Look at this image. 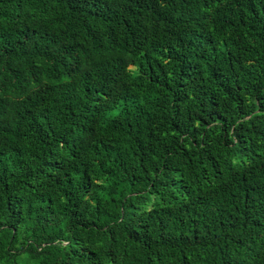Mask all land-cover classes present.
<instances>
[{
    "label": "trees",
    "instance_id": "16d2710c",
    "mask_svg": "<svg viewBox=\"0 0 264 264\" xmlns=\"http://www.w3.org/2000/svg\"><path fill=\"white\" fill-rule=\"evenodd\" d=\"M0 264H264V0H0Z\"/></svg>",
    "mask_w": 264,
    "mask_h": 264
}]
</instances>
